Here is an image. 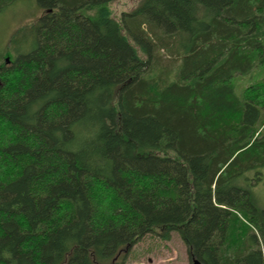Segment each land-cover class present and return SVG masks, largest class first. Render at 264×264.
Returning a JSON list of instances; mask_svg holds the SVG:
<instances>
[{"label":"trees","instance_id":"1","mask_svg":"<svg viewBox=\"0 0 264 264\" xmlns=\"http://www.w3.org/2000/svg\"><path fill=\"white\" fill-rule=\"evenodd\" d=\"M116 1L36 0L0 54V264H264V0Z\"/></svg>","mask_w":264,"mask_h":264},{"label":"rangeland","instance_id":"2","mask_svg":"<svg viewBox=\"0 0 264 264\" xmlns=\"http://www.w3.org/2000/svg\"><path fill=\"white\" fill-rule=\"evenodd\" d=\"M143 0H118L111 4L113 16L120 20L124 13H130ZM36 0H24L15 3L0 14V54L4 53L10 37L19 28L34 23L43 14ZM33 49L31 43L24 45L23 53ZM5 50V51H4ZM264 81V67H257L252 74L236 80V91H242L251 85ZM248 177L252 179L254 173ZM256 200L264 208V170L262 181L254 188ZM126 260L127 264H191L187 249L178 233H173L170 241H164L160 236H147L134 249Z\"/></svg>","mask_w":264,"mask_h":264},{"label":"water","instance_id":"3","mask_svg":"<svg viewBox=\"0 0 264 264\" xmlns=\"http://www.w3.org/2000/svg\"><path fill=\"white\" fill-rule=\"evenodd\" d=\"M8 61H10L9 59H8ZM192 264H203L200 260H194L193 262H192Z\"/></svg>","mask_w":264,"mask_h":264}]
</instances>
